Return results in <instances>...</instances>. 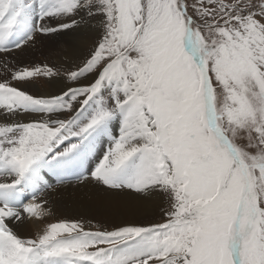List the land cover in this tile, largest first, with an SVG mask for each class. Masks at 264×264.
<instances>
[{
	"label": "snow or ice",
	"instance_id": "1",
	"mask_svg": "<svg viewBox=\"0 0 264 264\" xmlns=\"http://www.w3.org/2000/svg\"><path fill=\"white\" fill-rule=\"evenodd\" d=\"M16 3L0 0V52L27 7ZM95 4L106 17L103 39L82 68L64 74L74 80L96 73L79 91L81 108L112 83L116 104L71 135L121 114L120 138L94 178L111 188L165 192V220L111 231L63 220L24 239L8 224L24 217L3 204L0 264H264V0H64L41 19ZM59 74L49 64L11 72L8 83L0 82V108L51 110L57 100L34 98L11 81ZM65 108L74 110L72 103ZM67 127L66 120L0 127V170L16 177L0 191L15 189L34 165L76 150L71 143L55 151ZM23 213L48 215L36 200ZM133 242L135 251L121 250Z\"/></svg>",
	"mask_w": 264,
	"mask_h": 264
},
{
	"label": "bare ground",
	"instance_id": "2",
	"mask_svg": "<svg viewBox=\"0 0 264 264\" xmlns=\"http://www.w3.org/2000/svg\"><path fill=\"white\" fill-rule=\"evenodd\" d=\"M62 2L64 0H53L52 4H44L43 7H40V10L42 9L41 14L44 15L46 10H54ZM38 4L41 6V3ZM16 6H18V3H16ZM37 12L36 7H32L31 10L25 9L20 23L11 31L2 46L8 48L5 52L0 53V82L9 81L11 72L19 70L22 65L31 63L33 53L48 52V54H52L53 59H60V66L67 65L68 59V64L75 62V65L73 64L74 66L71 67L75 70L80 69L83 63L91 57V53L97 45L95 40L100 37V31L96 32V36L88 39L83 38L80 29L89 22H94L96 26V20L100 19L97 4L91 7L78 8L71 16L58 14L46 17L49 22L47 26L53 28L75 21L76 27L68 28L71 30V34H65L68 29L55 31L46 36L38 34L37 29L43 26V22L34 19L33 15ZM86 14H88V17H85ZM78 31L80 37L75 34ZM92 31H94V28L90 29V32ZM30 37H35V39L32 40ZM67 39H72V41L76 39L74 41L78 42L76 43L78 46L75 43L65 46ZM16 41H18V44ZM15 43L16 45L12 46ZM5 61L7 62V70L4 66ZM67 79L69 80V77ZM66 84L65 78L60 77L52 78L50 83L52 91L58 96L69 92L70 88ZM14 86L32 97L56 100V96L52 93L43 92L37 85L27 81ZM95 105L96 100L94 99L90 106L79 110L82 111L81 115L85 117L84 112L88 113ZM56 106V104L51 105V107ZM44 109L45 106L27 105L15 112H7L5 109L0 108V127H13L36 122V119H41L44 112H46ZM104 121H107V123L101 122L94 133L90 135L89 140L85 144H80L79 150L86 155L81 162L82 172L76 175L81 176L79 181L62 184V180L65 179L64 174L59 176L62 170L59 167H51L46 160L34 165L33 169L26 174L25 179L15 189L9 192L0 191V205L7 204L14 210L19 211L24 217L20 221H17L15 217L8 221L9 227L21 238L34 239L43 234L51 223L63 220L80 221L86 225L89 222L92 223V220H104L102 226L111 225L116 229L123 227L124 224L126 226H148L165 216L164 212L170 206L165 192L152 189L136 194L123 187L111 188L94 178L93 171L101 159L102 153L105 154L113 148L121 135L123 116L116 113ZM79 141L82 143L84 139L80 138ZM72 153H76V151ZM15 178L10 170H0V183H12ZM33 200L42 202L48 215L29 216L27 218L26 214L23 213V209ZM64 264H68V262L65 261Z\"/></svg>",
	"mask_w": 264,
	"mask_h": 264
},
{
	"label": "rangeland",
	"instance_id": "3",
	"mask_svg": "<svg viewBox=\"0 0 264 264\" xmlns=\"http://www.w3.org/2000/svg\"><path fill=\"white\" fill-rule=\"evenodd\" d=\"M233 2H235V0H233ZM243 2H251V3L259 4L260 0H243ZM17 3H18V6H16L17 8H19L21 6V3L26 5L27 7L25 9H28V10H31L32 7L33 8L36 7L38 12L33 15L34 19L36 21L43 22V26L44 25L47 26L49 24L47 18H45L43 20L41 19V17L43 15L40 12V11H42V9L40 10V7H42V6H40L38 4V3H40V0H17ZM52 3H53V0H44V4H52ZM101 7L102 6L100 4H97V10L99 11L100 19L96 20V22H95L96 26H95L94 22H89V23H86V25L83 28L80 29V30H82L83 38H88V39L90 37L96 36V32L100 31L99 39L95 40V44H97V45H98V42L102 41L104 33H105L104 29H105V19H106V17L104 15V13L102 11H100ZM85 17H88V14H86ZM74 27H76V26H74ZM71 28H73V27H71ZM93 28H94V31L90 32V29L92 30ZM70 29H68V32L65 31L66 32L65 34L70 33V31H71ZM38 34H39V32H38ZM75 34L80 37V32L79 31L76 32ZM48 35H50V34H48ZM44 36H46V35H44ZM74 40H76V39H74ZM74 40L72 41V39H67L66 40L67 42L65 43V46L66 45H70V44L73 45L74 43L75 44L78 43L77 41L75 42ZM16 43L18 44V41H16ZM16 43L14 45H12V46H15ZM97 45H95V48H96ZM65 46H64V48H65ZM7 48L8 47H5V49H7ZM0 53H2V52H0ZM33 54L34 55H32V60L30 59L31 63L22 65L19 68V70L20 69H24V68H27V69L30 70L33 67L38 66V65L49 64V65L53 66L60 73L59 75L54 76L52 78H58V77L63 78V79L65 78V80H66V82L68 84V85L66 84V86H68V88L72 89L73 93L77 94V99L75 101L72 100V93H69V92L66 93L65 95L59 94V96H58V94H56L55 92L52 91V88H51V85H50L52 78L49 79V80H46V78H44L43 76H36V77L29 78L27 80L28 83H32V84L37 85L39 87V89H41L43 92L48 91V92L52 93V95H55L56 96V100L58 101V103H56V105H57L56 107H51V110L44 112V114L41 117V119L37 118L36 122L47 121V122H50V123L54 124L55 122L61 121V120L68 121V127L65 130V132L63 133V135L67 136L68 138L65 139L63 141V143H61L59 145V147L56 148L55 151L56 152L63 151L71 143H77L79 145L78 148L76 150H74V151H76V153H70L68 156L62 157V158H59V159H56V160H51V157H49V159L47 160V163H49L51 165V167H53V168L59 167L62 170L61 174L59 175V176H61L63 174L65 175V176L63 175V177H65V179L62 180V184L71 183V182H74V181H79L81 179V176H76V175L79 172H82L81 162H82L83 158L86 155L84 152L79 150L80 147H81L80 144L81 145L85 144L89 140L90 135L92 133H94V131L96 130V127L99 124L97 126H95L93 129H91L88 133L84 134L83 136H73V135H71V133L79 132L92 119L99 117L102 113L110 111V110H112L115 107V104H116V86H115V83H112V84H110L108 86L103 87L98 92V94L96 96H94L91 100L88 101V103L86 105H83V107L81 108L82 101H83V99H85V97L79 96V91H80V89H82L84 86H86L87 84H89L90 82H92L95 79L96 73L95 72H83L76 79H74V81L71 80V79L68 80L67 79L68 76L65 75L64 73H70L71 70H72V72L77 71L78 69L77 70H75L74 68L71 69V67L75 65V62H72V64H70V63L68 64L69 60L67 59V65L60 66V64H59L60 59L59 60L53 59L52 54H48V52H45V53H42V54H41V52H38V53H33ZM85 62L83 63L82 67L84 66ZM22 82L23 81H17V82L15 80L11 81V83L13 85H16V84L22 83ZM5 83H8V81H5ZM34 98H36V97H34ZM94 99L96 100V105L88 113L84 112V114H86V115H85V117H83L81 115L82 111H79V110H83V109L87 108L88 106H90ZM219 99H220V102L222 103L223 102L222 94L220 95ZM69 103L73 104V109L74 110L71 111V112L67 111L66 108H65V106L67 104H69ZM112 116H110V117H112ZM106 119H104V120H106ZM104 120L102 122H106L107 123V121H104ZM80 138L84 139V141L82 143L79 141ZM106 138H107V135H106ZM108 152H106L105 154L102 153L101 159L98 161V164L96 165V167H95V169L93 171V176H94V173H95L96 169L99 167V165L101 164V162L103 161L105 155H107ZM54 154L55 153H53V155ZM68 165H70V166L67 167ZM66 167H67V169H66ZM68 181H70V182H68ZM120 182L123 183L124 180L122 179ZM123 188L127 189L131 193H136V194L144 193V192L133 191L132 189H130V188L126 187V186L123 187ZM164 220H165V216L163 218H160V219L154 221L151 225L141 226V227H146V228L147 227H153V226L157 225L160 222H164ZM104 222H105L104 220L103 221L92 220L91 224H93L95 226H98L99 229L102 230V231L103 230H109V231L115 230L114 227L111 226V225L102 226L103 225L102 223H104ZM124 226H126V224H124ZM91 230L95 231L96 229L92 228ZM137 247H138L137 242H133L131 245H122L121 246V250L135 251Z\"/></svg>",
	"mask_w": 264,
	"mask_h": 264
}]
</instances>
